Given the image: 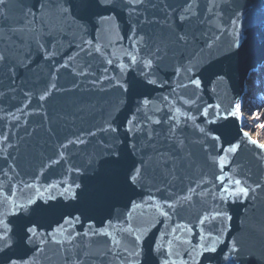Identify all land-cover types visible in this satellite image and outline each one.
I'll return each instance as SVG.
<instances>
[{
    "label": "water",
    "instance_id": "water-1",
    "mask_svg": "<svg viewBox=\"0 0 264 264\" xmlns=\"http://www.w3.org/2000/svg\"><path fill=\"white\" fill-rule=\"evenodd\" d=\"M0 56V219L14 240L0 264H241L223 259L233 244L264 251V144L236 107L264 64V0H6Z\"/></svg>",
    "mask_w": 264,
    "mask_h": 264
},
{
    "label": "snow or ice",
    "instance_id": "snow-or-ice-1",
    "mask_svg": "<svg viewBox=\"0 0 264 264\" xmlns=\"http://www.w3.org/2000/svg\"><path fill=\"white\" fill-rule=\"evenodd\" d=\"M6 0H0V6L5 5ZM96 3H98L100 6L103 7H109L115 4V0H95ZM137 3H139V0H137ZM79 4L83 9H88L89 7L92 6L93 0H79ZM66 12L67 10L64 9ZM105 20L110 21V17H105ZM181 20L184 18L181 17ZM7 57L0 56V61L6 60ZM136 58L135 56L132 57V61L135 62ZM111 63V61H109ZM149 65H151V61L147 62ZM149 84H155V80H149ZM192 84L195 86H199L201 84L200 80L193 79ZM55 87V85H53ZM40 100H44L45 96L41 95L39 97ZM149 103L148 100H144L143 104L147 105ZM219 107V105H217ZM237 108L240 107V105H236ZM179 111V110H177ZM205 115H207V111H205ZM135 121V117H133L132 120L128 121V123H133ZM157 124L160 123V121H156ZM214 123V122H213ZM132 129H128V131H131ZM111 131L115 133L117 130L115 128H112ZM199 131L202 133L204 132L203 128H200ZM149 135H151L149 133ZM214 139H219V137H214ZM115 143H119V137H115L114 140ZM132 151L135 150V147L133 146ZM229 151H235V148L229 149ZM109 155L113 159H119L120 153L116 151L115 148H109ZM128 180H130L133 184H136V182L141 179V170L135 166V162H133L129 173H128ZM236 184H240V181H236ZM77 188H79V185H76ZM70 193L71 198L75 199L76 198V193L71 191L70 188H65L64 193L61 195H65ZM237 197L243 195L246 196L248 195V189L246 188H239L237 193H235ZM52 199H55V197H51ZM34 202L32 200H29L27 204H20V205H13L15 209H18V214L13 213L14 215H17V217L20 216V214H23V218H25V215L28 212L29 206L32 205ZM32 211L35 213L37 211V208H33ZM163 215H167V213H163ZM218 216L221 215V213H217ZM226 217V213L223 214ZM78 219V218H77ZM68 221H65L67 223ZM32 222L28 223H23L21 225L22 232H18L17 235L19 237L18 242H22L24 245H32L35 243L34 238L37 236V229L33 226H31ZM137 240H139V237H136ZM218 242V238H209L207 241H205L204 244L201 245L202 252L197 251V255H202L204 256L205 259H210L212 253L217 252V247L216 244ZM14 240H13V229L9 226V223L5 222L3 219H0V257H2L3 253L5 252L6 249L11 248L13 246ZM38 247V245H36ZM159 247V246H158ZM205 254H208L207 256ZM223 259L226 261H236L237 259L240 260L241 264H264V251H261L259 253L255 251L251 252H246L242 248H237L235 244L232 245L231 249L227 251L226 255H223ZM7 264H25V262L22 260V258H12L8 257L7 259ZM167 264V261L165 262Z\"/></svg>",
    "mask_w": 264,
    "mask_h": 264
},
{
    "label": "rangeland",
    "instance_id": "rangeland-1",
    "mask_svg": "<svg viewBox=\"0 0 264 264\" xmlns=\"http://www.w3.org/2000/svg\"><path fill=\"white\" fill-rule=\"evenodd\" d=\"M238 104L240 108L246 111L248 117H252L254 114L259 117L258 122L256 121L257 123L248 121L246 125L243 124L244 130L252 137L253 127L258 124L260 126L262 125L261 127L264 133V64L257 71L253 72L251 77L246 81V92L242 95ZM253 139L263 144L264 135L258 139Z\"/></svg>",
    "mask_w": 264,
    "mask_h": 264
},
{
    "label": "bare ground",
    "instance_id": "bare-ground-1",
    "mask_svg": "<svg viewBox=\"0 0 264 264\" xmlns=\"http://www.w3.org/2000/svg\"><path fill=\"white\" fill-rule=\"evenodd\" d=\"M238 115L240 117V120H241L242 124H244V125H246L248 121H252V122L254 121L255 123H257L258 120H259V117L256 114H254V116H252V117H248L246 111L243 110V108H240V107H239V110H238ZM261 126L258 125V124L254 125L253 130H252V134H251L253 138L258 139L259 137H262L264 135ZM262 142L264 144V140Z\"/></svg>",
    "mask_w": 264,
    "mask_h": 264
}]
</instances>
